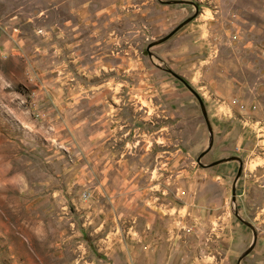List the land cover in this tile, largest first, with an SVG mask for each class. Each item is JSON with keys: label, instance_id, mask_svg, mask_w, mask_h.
<instances>
[{"label": "rangeland", "instance_id": "rangeland-1", "mask_svg": "<svg viewBox=\"0 0 264 264\" xmlns=\"http://www.w3.org/2000/svg\"><path fill=\"white\" fill-rule=\"evenodd\" d=\"M3 263L264 264V0H0Z\"/></svg>", "mask_w": 264, "mask_h": 264}, {"label": "water", "instance_id": "water-1", "mask_svg": "<svg viewBox=\"0 0 264 264\" xmlns=\"http://www.w3.org/2000/svg\"><path fill=\"white\" fill-rule=\"evenodd\" d=\"M182 24H180L179 26H177L175 29H173L170 33H168L167 35L161 37L160 39H158L157 41H154L152 43L149 44L148 47L152 46V45H155V44H158L160 42H163L164 40L168 39L179 27H181ZM171 72L172 75H174L175 77L179 78L178 75H176L174 72L172 71H169ZM180 79V78H179ZM195 96L197 97L198 99V102H199V105H200V109L202 111V114L204 115V118H205V121H206V125L208 127V131H209V142H208V146L206 148L205 151L201 152L200 155L198 156L197 160H200V158L212 147V142H213V133H212V129H211V125L209 123V120H208V117H207V114H206V110H205V106H204V103L202 101V99L200 98V96L198 94L195 93ZM227 160H237L239 162V167H238V170H237V173L235 175V178L233 180V185H232V201L234 202L235 201V184L238 180V178L240 177L241 175V172H242V160L240 157L238 156H229L227 158H222V159H218L216 161H214L213 163H211V165L213 164H218L220 162H224V161H227ZM237 217H239L237 215V213H235ZM239 219H241L239 217ZM242 220V219H241ZM243 221V220H242ZM245 222V221H243ZM249 227L252 228V226L250 225V223H247L245 222ZM255 242H256V235L254 234V238H253V241L251 243V245L241 254V256L239 257L238 259V262L243 258L245 257L254 247L255 245Z\"/></svg>", "mask_w": 264, "mask_h": 264}, {"label": "crops", "instance_id": "crops-1", "mask_svg": "<svg viewBox=\"0 0 264 264\" xmlns=\"http://www.w3.org/2000/svg\"><path fill=\"white\" fill-rule=\"evenodd\" d=\"M215 141V140H214ZM219 164V165H218ZM218 164H216L217 166H215L214 165V171H218L219 169H226L227 168V166L225 165V164H228V162L226 163V162H220V163H218ZM221 166H223V167H221ZM150 217H152L151 215H149ZM135 217H137V215H135ZM133 232H136V231H133ZM119 257L117 256L116 257V260L118 259ZM3 264H5V263H3ZM35 264H37V263H35Z\"/></svg>", "mask_w": 264, "mask_h": 264}, {"label": "built area", "instance_id": "built-area-1", "mask_svg": "<svg viewBox=\"0 0 264 264\" xmlns=\"http://www.w3.org/2000/svg\"><path fill=\"white\" fill-rule=\"evenodd\" d=\"M238 148V147H237Z\"/></svg>", "mask_w": 264, "mask_h": 264}]
</instances>
